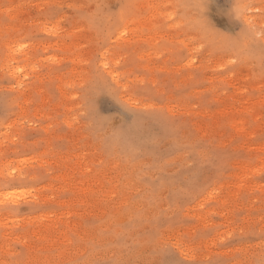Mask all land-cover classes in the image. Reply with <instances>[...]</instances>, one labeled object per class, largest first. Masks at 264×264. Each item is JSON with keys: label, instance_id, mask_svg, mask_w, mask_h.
<instances>
[{"label": "rangeland", "instance_id": "obj_1", "mask_svg": "<svg viewBox=\"0 0 264 264\" xmlns=\"http://www.w3.org/2000/svg\"><path fill=\"white\" fill-rule=\"evenodd\" d=\"M0 264H264V0H0Z\"/></svg>", "mask_w": 264, "mask_h": 264}, {"label": "bare ground", "instance_id": "obj_2", "mask_svg": "<svg viewBox=\"0 0 264 264\" xmlns=\"http://www.w3.org/2000/svg\"><path fill=\"white\" fill-rule=\"evenodd\" d=\"M8 61V60H7ZM22 70V69H21ZM20 73H21V71H20ZM14 191V190H13ZM16 196H18V195H16ZM14 198H12V200H13Z\"/></svg>", "mask_w": 264, "mask_h": 264}]
</instances>
